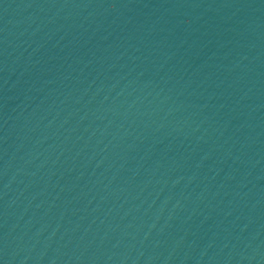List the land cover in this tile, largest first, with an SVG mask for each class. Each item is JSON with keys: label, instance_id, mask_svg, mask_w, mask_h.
I'll return each mask as SVG.
<instances>
[{"label": "water", "instance_id": "95a60500", "mask_svg": "<svg viewBox=\"0 0 264 264\" xmlns=\"http://www.w3.org/2000/svg\"><path fill=\"white\" fill-rule=\"evenodd\" d=\"M0 264H264V0H0Z\"/></svg>", "mask_w": 264, "mask_h": 264}]
</instances>
